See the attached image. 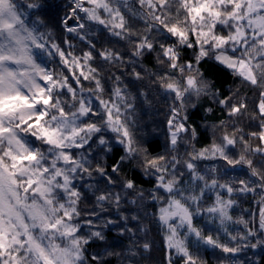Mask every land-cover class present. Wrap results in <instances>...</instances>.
<instances>
[{"label":"snow or ice","instance_id":"snow-or-ice-1","mask_svg":"<svg viewBox=\"0 0 264 264\" xmlns=\"http://www.w3.org/2000/svg\"><path fill=\"white\" fill-rule=\"evenodd\" d=\"M28 9L37 10L35 19ZM56 21L84 44L78 53L48 31ZM97 29L128 50L97 47L90 35ZM152 53L155 71L143 65ZM111 68L119 75H104ZM227 76L259 92L251 110L258 131L240 127L247 97L220 91ZM153 87L172 101L165 150L156 155L136 119ZM202 97L222 106L226 119L220 142L198 148L188 109ZM117 145L123 155L108 165ZM203 161L213 166L206 170ZM125 168L130 174L122 176ZM236 169L245 178L224 180ZM234 194L260 196L258 213L234 219ZM93 198L90 210L81 207ZM148 200L165 232L167 264L174 256L206 264L207 249L220 253L219 264H242L240 252L264 248V0H70L62 19L40 0H0V264H108L104 256L119 254L108 250L118 245L107 243V231L116 227L132 239L131 221L146 230L140 215L121 212L122 202L140 208ZM236 224L243 231L233 234ZM94 245L105 251L90 253Z\"/></svg>","mask_w":264,"mask_h":264},{"label":"trees","instance_id":"trees-1","mask_svg":"<svg viewBox=\"0 0 264 264\" xmlns=\"http://www.w3.org/2000/svg\"><path fill=\"white\" fill-rule=\"evenodd\" d=\"M22 2L23 5L30 2V0H18ZM41 3L45 5L46 10L49 11L50 15L58 16L62 19L67 11L68 4L70 0H40ZM51 3L53 7L51 9L47 8V5ZM58 5L59 7H56ZM24 10V9H23ZM37 10L29 11V19H35L36 17L32 14ZM40 19H46L43 15L39 17ZM136 28L143 30L144 25L142 23H136ZM48 31L53 33V38L59 42L61 38L70 41L71 43L76 45L77 53L80 48L84 47V44L78 40H75L73 35L63 31V26L58 24V21L50 23L48 25ZM90 35H93L97 40H100L101 43L97 45L100 47L101 44L103 47H114L121 51L122 53L127 51V45L123 42L115 43L114 38H106L101 37L99 30L97 29L95 32L90 31ZM171 43V41H169ZM67 47V45H64ZM190 54V53H189ZM143 65L146 69L155 71L156 70V53H152L148 56ZM55 68V64L52 65ZM110 72H115L119 75V72L115 68H111L109 72H105L104 75H109ZM223 87L220 91L224 95H228L230 92H239L247 97V103L249 105V113L244 118L243 122L240 124V127H243L245 131H258V129L254 126L255 122L251 119L252 116L255 115L254 111H251L257 98L259 96V92L253 91L250 88L242 85L238 78L227 76L222 77ZM148 91V89H145ZM196 103L195 108H189L190 119L189 123H191L194 127H197L200 135V143L196 146L203 147L208 146L215 141L216 143L220 142V137L224 134L220 131L218 125L220 119H226V113L221 111L222 106L217 105L215 100L212 97L204 98L202 97L198 101H194ZM172 103L171 98L165 100L164 96L159 93L154 87L151 90V94L149 96V101L144 103L142 107L137 109L136 119L138 120L140 135L144 137L145 141H151L150 144H145V147H148L150 151H152L153 155L162 154L165 150V126L164 121L166 120V113L168 111L169 104ZM211 108L212 111L209 112L208 109ZM213 125L217 127L215 130L213 129ZM225 131H231V127L225 129ZM250 145L255 146L258 141L254 139L248 140ZM123 155V151L119 145L116 146L114 152L111 154V159H108L106 163L111 165L115 163L119 156ZM212 161H203L201 162V167L211 168L213 166ZM217 164L219 162H216ZM135 168V162L132 165ZM110 171V169H109ZM244 170L236 169L235 172L231 173V177H224V180H228L230 178H234L237 175H240L241 178H245L243 176ZM130 174L129 168H125V170L121 173L122 176H126ZM140 170L137 169L135 172L136 177H140ZM224 182V181H221ZM102 189L104 187L103 184L99 185ZM140 187H142L145 192L152 188V183L150 178L145 176L140 180ZM87 191V189H85ZM115 191H120L119 188H116ZM223 194V193H222ZM92 194L89 192V196ZM209 199L207 203H211L214 196L212 193H209ZM227 197V196H225ZM234 198L238 201L237 205L232 210V214L234 219H238L243 217L245 220L250 218V214L256 213L255 207L256 203L260 199V196L253 194H245V195H237L234 194ZM93 200H86L82 203L81 207L90 210L93 207ZM153 202L148 200L145 201L144 205L140 208H137L135 205L128 204L126 202H122L121 212L127 216L140 215L141 220L139 227L146 229L145 231L137 230V222L131 221L128 224V227L131 228L134 232H136V236L132 239H129L128 233H124L123 236L120 235V230L116 227H113L111 231H107V243L112 244L113 238H115V244L118 245L114 248H109V251L115 252L119 254V257L113 256H104V259L108 261V264H167V251L165 245V232L164 230L155 223V219L152 216V213L156 211V209L150 206ZM259 209V208H258ZM109 215L113 218L117 216V213L109 209ZM229 230L234 232L243 231V225H230ZM235 234V233H234ZM225 239V237H221ZM149 243L151 245V249L149 251H142L141 246L145 243ZM132 249L137 254L135 256H129L128 250ZM90 253L95 254L96 251L104 252L105 247H97L93 246L89 249ZM202 255L206 264H219L218 257L220 253L214 249L202 250ZM242 264H264V251L261 247L258 248H248L244 251L240 252L236 257ZM174 264H182V261L173 257Z\"/></svg>","mask_w":264,"mask_h":264},{"label":"rangeland","instance_id":"rangeland-1","mask_svg":"<svg viewBox=\"0 0 264 264\" xmlns=\"http://www.w3.org/2000/svg\"><path fill=\"white\" fill-rule=\"evenodd\" d=\"M18 2H19V1H18ZM19 4H20V5H23L22 2H19ZM21 10H23V8H22ZM30 10H33V9H28V12H29ZM72 22H73V21H71V20L68 21L69 25L74 26V24H73ZM41 59H42V60H47V58L44 57V56H41ZM208 195H209V194H208ZM225 198H227V197H225ZM259 200H260V199H259ZM259 200H258V201H259ZM256 206H257V209H255V211H256V213H258V211L260 210V204L257 202L256 205H255V207H256ZM258 208H259V209H258ZM231 214H232V213H231ZM234 233L236 234L237 231L235 230V231L233 232V234H234ZM262 250L264 251V248H262Z\"/></svg>","mask_w":264,"mask_h":264},{"label":"bare ground","instance_id":"bare-ground-1","mask_svg":"<svg viewBox=\"0 0 264 264\" xmlns=\"http://www.w3.org/2000/svg\"><path fill=\"white\" fill-rule=\"evenodd\" d=\"M72 21V20H71ZM73 23V22H72Z\"/></svg>","mask_w":264,"mask_h":264}]
</instances>
